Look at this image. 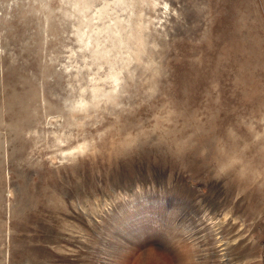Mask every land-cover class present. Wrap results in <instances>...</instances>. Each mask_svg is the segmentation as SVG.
I'll return each instance as SVG.
<instances>
[{
	"label": "rangeland",
	"instance_id": "1",
	"mask_svg": "<svg viewBox=\"0 0 264 264\" xmlns=\"http://www.w3.org/2000/svg\"><path fill=\"white\" fill-rule=\"evenodd\" d=\"M0 264H264V0H0Z\"/></svg>",
	"mask_w": 264,
	"mask_h": 264
}]
</instances>
